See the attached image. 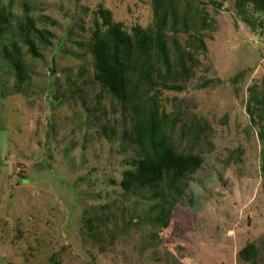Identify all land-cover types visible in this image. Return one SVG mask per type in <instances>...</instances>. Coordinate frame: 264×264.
Wrapping results in <instances>:
<instances>
[{"label":"rangeland","instance_id":"rangeland-1","mask_svg":"<svg viewBox=\"0 0 264 264\" xmlns=\"http://www.w3.org/2000/svg\"><path fill=\"white\" fill-rule=\"evenodd\" d=\"M212 1H201L213 28L207 56L185 92L158 95L167 114L182 115L178 137L185 124L208 128L203 146L182 140L205 162L161 229L129 223L151 205L121 188L134 155L121 140L120 106L94 82L89 49L101 7L132 33L153 26L152 1L0 0L12 14L3 42L19 44L26 74L19 85L0 53V264H254L239 257L249 244L264 264V146L247 112L264 82V31L234 0ZM26 15L53 35L48 46L36 40L39 57L17 36Z\"/></svg>","mask_w":264,"mask_h":264},{"label":"trees","instance_id":"trees-1","mask_svg":"<svg viewBox=\"0 0 264 264\" xmlns=\"http://www.w3.org/2000/svg\"><path fill=\"white\" fill-rule=\"evenodd\" d=\"M151 1L153 26L149 29L137 26L132 33L127 32L122 23L114 21L111 11L101 7L102 23L97 22L92 30L89 49L93 57L94 82L120 106L121 140L125 150L134 155L129 160L130 169L124 173L121 188L126 196L140 197L151 205L145 213L134 215L129 223L136 220L135 224L150 223L162 229L169 226L174 210L186 197L191 178L205 162L203 155L181 148L182 140L188 137L189 142L203 146L208 128L200 124L194 132L189 127L186 130L185 124L178 137L176 128L182 115L167 114L158 95L163 90L182 93L188 89L201 65L199 56L208 54L205 32L213 28L202 0ZM212 2L222 8L228 0ZM234 2L245 23L254 28L257 23L264 31V0ZM11 19L12 14L0 2V53L16 71L21 85L26 82L22 49L17 43L3 42L12 28ZM17 32L36 57H39L36 40L48 46L53 36L38 28L29 15L17 26ZM178 35L186 37L185 45L180 43ZM247 112L253 124L260 127L259 136L264 146V82L261 89H252ZM117 132L115 127L111 132L105 130L104 134L112 139ZM97 226L88 219L90 231ZM239 257L256 264L257 248L249 244Z\"/></svg>","mask_w":264,"mask_h":264},{"label":"water","instance_id":"water-1","mask_svg":"<svg viewBox=\"0 0 264 264\" xmlns=\"http://www.w3.org/2000/svg\"><path fill=\"white\" fill-rule=\"evenodd\" d=\"M52 72H55V68H54V60H53V69H52Z\"/></svg>","mask_w":264,"mask_h":264}]
</instances>
